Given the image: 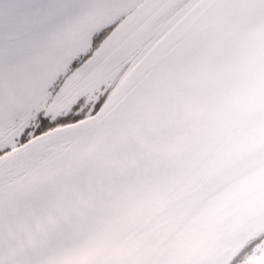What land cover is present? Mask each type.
<instances>
[{"label":"snow or ice","instance_id":"1","mask_svg":"<svg viewBox=\"0 0 264 264\" xmlns=\"http://www.w3.org/2000/svg\"><path fill=\"white\" fill-rule=\"evenodd\" d=\"M209 7L0 0V264H68L42 254L81 240L72 264H224L180 257L168 235L177 191L153 177L176 145L97 156V131L136 106L170 47ZM123 225L130 231L115 238Z\"/></svg>","mask_w":264,"mask_h":264},{"label":"water","instance_id":"2","mask_svg":"<svg viewBox=\"0 0 264 264\" xmlns=\"http://www.w3.org/2000/svg\"><path fill=\"white\" fill-rule=\"evenodd\" d=\"M210 3L202 23L170 47L136 106L96 133L102 161L176 145L153 183L177 191L166 228L188 261L224 260L264 229V149L257 146L264 134V0ZM129 231L123 225L115 238ZM84 243L42 255L72 264Z\"/></svg>","mask_w":264,"mask_h":264},{"label":"flooded vegetation","instance_id":"3","mask_svg":"<svg viewBox=\"0 0 264 264\" xmlns=\"http://www.w3.org/2000/svg\"><path fill=\"white\" fill-rule=\"evenodd\" d=\"M263 238H264V235H262L259 238H255L254 240H252L253 242H251L248 246L240 249L237 255L235 256L230 255V256L225 257L223 260L224 264H241V263H244L245 261L247 262V260L249 259H252L258 255H261L255 252H251L250 250L252 249L253 246L258 244ZM263 263H264V260L261 261L259 264H263Z\"/></svg>","mask_w":264,"mask_h":264},{"label":"rangeland","instance_id":"4","mask_svg":"<svg viewBox=\"0 0 264 264\" xmlns=\"http://www.w3.org/2000/svg\"><path fill=\"white\" fill-rule=\"evenodd\" d=\"M250 251L264 256V238L258 244L253 246ZM235 253H236V250L232 252V254H235Z\"/></svg>","mask_w":264,"mask_h":264}]
</instances>
